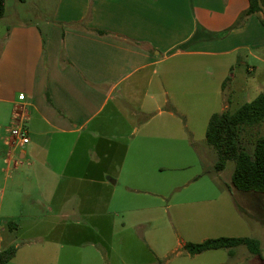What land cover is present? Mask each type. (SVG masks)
<instances>
[{
  "label": "crops",
  "instance_id": "obj_1",
  "mask_svg": "<svg viewBox=\"0 0 264 264\" xmlns=\"http://www.w3.org/2000/svg\"><path fill=\"white\" fill-rule=\"evenodd\" d=\"M249 6V0H60L52 17L43 14V25L6 27L0 252L17 248L7 264L20 254L23 228L93 236L95 222L109 221L117 202L123 200L117 211L149 208L135 197L163 189L164 201L182 186L163 165L156 168L170 158L160 142L169 138L153 132L177 122L191 141L196 125L207 131L214 114L235 112L263 93L264 67L254 61L264 64L257 53L264 51V6L239 24ZM209 81L218 85L220 111L181 110L178 100L209 98ZM17 123L29 131L26 145L11 142ZM69 254L75 264H112L102 251ZM61 258L56 253V264Z\"/></svg>",
  "mask_w": 264,
  "mask_h": 264
},
{
  "label": "rangeland",
  "instance_id": "obj_2",
  "mask_svg": "<svg viewBox=\"0 0 264 264\" xmlns=\"http://www.w3.org/2000/svg\"><path fill=\"white\" fill-rule=\"evenodd\" d=\"M59 1L8 0V15L0 20V50L7 26L43 25V14L52 17ZM257 53L264 58V51ZM254 62L264 67V64ZM207 76L210 79V70ZM208 87L209 98L206 100H178L181 110L192 109L201 114L219 112L215 99L218 85L209 81ZM255 96L251 95L252 99ZM153 133L160 138H169L160 142H164L163 148L170 151V158L156 162V168L163 165L166 176L174 177L178 184L183 183L180 188L164 201L163 189L159 194L135 197L137 203L149 208L133 210L128 207L117 211L123 200L117 202L109 221L103 225L95 222L96 235L93 236L85 234L75 238L68 234L70 231L63 232V227L53 230L38 226L23 228L17 235L20 254L10 264H56V253L59 252L63 253V258L57 260L59 264H75L76 260L66 253L87 251L107 253L106 259L112 264H264V194L240 191L233 186L235 161H229L223 171L214 169L218 154L207 143L203 123L195 126L191 141L189 132L180 130L177 122L169 129L161 127L159 132L154 130ZM263 133L264 122L245 129L242 146L252 153L255 140ZM171 152H174L173 156ZM125 180L123 175L121 182ZM195 188L200 190L199 194ZM86 228L82 225L79 230L87 232ZM26 230L29 231L23 234ZM219 237L257 239L260 254L244 245L198 255H191L185 249L187 243Z\"/></svg>",
  "mask_w": 264,
  "mask_h": 264
},
{
  "label": "trees",
  "instance_id": "obj_3",
  "mask_svg": "<svg viewBox=\"0 0 264 264\" xmlns=\"http://www.w3.org/2000/svg\"><path fill=\"white\" fill-rule=\"evenodd\" d=\"M250 6L241 18L242 24L247 17L262 10L263 0H249ZM6 13V0H0V20ZM264 27V18H261ZM105 34L103 31H97ZM264 122V92L251 102L243 104L235 112L226 110L214 114L206 131L207 143L216 149L218 160L215 164L217 172L223 171L229 161H235L236 166L232 177L235 188L244 192L264 194V133L255 140V148L248 152L241 144L245 129L252 128ZM14 222H10L11 227ZM247 246L250 251L260 254L259 242L249 237H219L207 239L201 243H187L185 249L191 255H198L211 250L232 249ZM17 252L15 246H10L0 252V264H7Z\"/></svg>",
  "mask_w": 264,
  "mask_h": 264
},
{
  "label": "built area",
  "instance_id": "obj_4",
  "mask_svg": "<svg viewBox=\"0 0 264 264\" xmlns=\"http://www.w3.org/2000/svg\"><path fill=\"white\" fill-rule=\"evenodd\" d=\"M20 99H24V96L21 95ZM11 142L14 145H26L30 142L29 131L24 126V124L17 123L10 129Z\"/></svg>",
  "mask_w": 264,
  "mask_h": 264
}]
</instances>
